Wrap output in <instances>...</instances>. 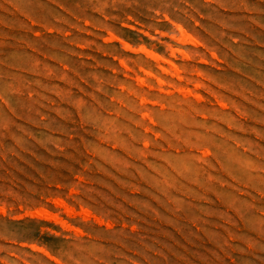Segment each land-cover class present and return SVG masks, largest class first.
<instances>
[{
    "label": "rangeland",
    "instance_id": "1",
    "mask_svg": "<svg viewBox=\"0 0 264 264\" xmlns=\"http://www.w3.org/2000/svg\"><path fill=\"white\" fill-rule=\"evenodd\" d=\"M0 264H264V0H0Z\"/></svg>",
    "mask_w": 264,
    "mask_h": 264
},
{
    "label": "bare ground",
    "instance_id": "2",
    "mask_svg": "<svg viewBox=\"0 0 264 264\" xmlns=\"http://www.w3.org/2000/svg\"><path fill=\"white\" fill-rule=\"evenodd\" d=\"M101 221V220H100Z\"/></svg>",
    "mask_w": 264,
    "mask_h": 264
}]
</instances>
